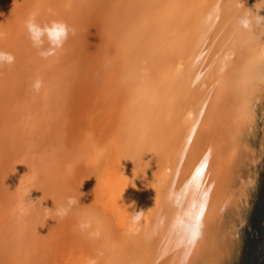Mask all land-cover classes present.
<instances>
[{
  "label": "bare ground",
  "instance_id": "1",
  "mask_svg": "<svg viewBox=\"0 0 264 264\" xmlns=\"http://www.w3.org/2000/svg\"><path fill=\"white\" fill-rule=\"evenodd\" d=\"M33 13L71 29L50 55ZM260 16L264 0H0V264H264Z\"/></svg>",
  "mask_w": 264,
  "mask_h": 264
},
{
  "label": "clouds",
  "instance_id": "2",
  "mask_svg": "<svg viewBox=\"0 0 264 264\" xmlns=\"http://www.w3.org/2000/svg\"><path fill=\"white\" fill-rule=\"evenodd\" d=\"M259 21L264 22V17L260 16ZM237 22L239 26L245 30L249 29L252 25V20L246 14L239 16ZM25 27L29 39L33 43V46L37 47L38 51L44 40H47L49 44L48 50L39 51V54L42 56L50 55L55 50L61 48L71 30L63 20L55 19L47 23H40L37 21L34 13L29 15L25 22ZM13 60L14 57L11 53L0 50V63H11ZM76 202L74 197H67L66 204L56 208V214L63 217L67 214L69 207ZM47 210L48 208L45 207V211ZM141 213L142 212H138L132 217L134 222L140 219ZM192 235H196L195 230H193Z\"/></svg>",
  "mask_w": 264,
  "mask_h": 264
}]
</instances>
